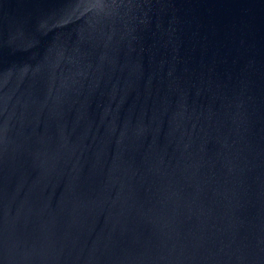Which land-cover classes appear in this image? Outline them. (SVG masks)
Listing matches in <instances>:
<instances>
[{
	"label": "water",
	"instance_id": "1",
	"mask_svg": "<svg viewBox=\"0 0 264 264\" xmlns=\"http://www.w3.org/2000/svg\"><path fill=\"white\" fill-rule=\"evenodd\" d=\"M0 264H264V0H0Z\"/></svg>",
	"mask_w": 264,
	"mask_h": 264
}]
</instances>
